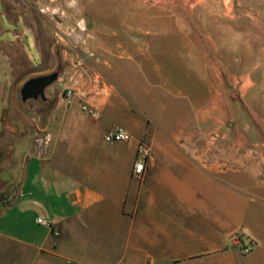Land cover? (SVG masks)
Listing matches in <instances>:
<instances>
[{"label": "crops", "instance_id": "crops-1", "mask_svg": "<svg viewBox=\"0 0 264 264\" xmlns=\"http://www.w3.org/2000/svg\"><path fill=\"white\" fill-rule=\"evenodd\" d=\"M235 1L246 13L245 22L259 26L264 50V0ZM28 5L34 26L18 17L25 24L19 36L22 60L11 69L20 76L11 94L0 96V209L13 210L15 217L0 233V264H264L262 182L243 183L253 179L264 159L253 160L251 150L235 138L221 143L219 129L204 128L215 120L218 96L209 92L205 110L204 94L184 93L180 116L187 122L169 135L191 162L162 159L176 154L177 147L160 143L147 128L145 108L134 98L136 88L150 101L154 87L167 93L178 92L181 85L218 88V70L200 42L191 39L175 54L171 32L122 33L118 48L104 49L101 64L128 70L116 72V83L110 72H102L107 83L99 82L96 74L76 70L73 49L64 38L51 36L47 25L53 27V18L38 16ZM41 6L36 2V9ZM133 20L140 26L155 24L151 17ZM25 34L32 41V59L22 50ZM151 36L169 43L157 54L145 51L141 46ZM52 71L58 77L44 90L45 100L22 103V84ZM65 87L73 92L68 104L62 96ZM81 104L96 108L98 117L83 113ZM115 126L123 127L131 140L105 143L103 135ZM197 138L199 145L193 142ZM143 139L151 156L143 174L134 177L135 145ZM204 185L218 191L206 194ZM36 218L48 221L50 228L37 225ZM237 222V232L229 230L225 239L216 234Z\"/></svg>", "mask_w": 264, "mask_h": 264}, {"label": "rangeland", "instance_id": "rangeland-1", "mask_svg": "<svg viewBox=\"0 0 264 264\" xmlns=\"http://www.w3.org/2000/svg\"><path fill=\"white\" fill-rule=\"evenodd\" d=\"M36 2L42 6L36 9ZM48 2H52L57 9L54 18L49 19L53 22V27L47 25L51 36H59L62 41V37H66L73 29L77 39V45L72 50L76 70L96 74L99 82L107 83L100 73L107 75L110 72L115 79L113 83H116L119 81L116 72L126 69L125 66L104 68L101 64L104 49L118 48L116 45L120 40H117V35L131 32H171V50H175V54L187 47L186 44L191 39H197L208 54L207 59L218 70L220 86L210 89L204 85L193 89L188 85H181L178 92L172 90L168 93L164 88L154 87V101L147 99L136 88L134 98L149 115V120H145L147 128L158 136L160 143L177 147L169 133L178 127V123L187 122L180 116L186 107L185 91L204 94L205 110L210 106L206 98L212 92L218 96L215 120L205 122L204 128L219 129L221 143L227 140L231 142L235 138L237 143L245 144L246 149L251 150L253 160H258L260 155L264 159V50L261 49L259 26L245 22L246 13L235 4V0H0V96L3 99L11 94L13 81L20 76L19 71H16L17 74L11 73L13 65L22 60L19 54L20 32L25 30V24L30 28L34 26L28 3L38 16L46 19L50 15L44 10ZM212 4L219 6L218 13L214 12ZM19 16H22L25 24L20 21ZM85 17L90 21L88 27ZM148 17L155 18V24L145 23L140 26L133 20ZM185 36L188 40H181ZM83 38L85 42L82 43ZM22 41L23 52L32 59L34 51L30 36L25 34ZM168 43V39L164 41L158 36H151L141 48L157 54ZM89 53L91 56H88ZM82 57L85 59L78 63V59ZM34 62L37 59L34 58ZM26 71L24 68L23 72ZM15 102L18 103V100ZM169 106H176L177 111ZM138 142L145 143L144 139ZM193 142L201 144L198 138ZM176 149V154L169 153L162 159L191 162L188 153L179 147ZM260 181L262 187L259 193L264 197L263 165L253 179L244 180L243 183L250 187L254 182ZM214 188L215 186L204 185L203 191L206 194L217 192ZM236 206H241V203L237 202ZM12 212L13 210L0 209V233L5 232L6 227L15 219ZM238 224L239 222L230 223L223 227L224 231H217L216 234L225 239L228 234L237 232ZM237 235H232L235 242L238 241ZM241 250L246 252L243 248Z\"/></svg>", "mask_w": 264, "mask_h": 264}, {"label": "built area", "instance_id": "built-area-1", "mask_svg": "<svg viewBox=\"0 0 264 264\" xmlns=\"http://www.w3.org/2000/svg\"><path fill=\"white\" fill-rule=\"evenodd\" d=\"M44 10L45 12H49L50 14L49 16L51 18H54L55 16L54 14L57 13L56 12L57 9L54 6L47 7L45 5ZM40 11L43 12L42 10ZM81 30L83 31L84 28L82 27ZM56 33L58 34V32ZM63 38L72 49H75V46L77 45V39H76V33L75 31H73V29L67 33L66 37H62V39ZM83 42H85V39L82 41V43ZM88 56H91V54L89 53ZM84 59L85 57L78 59V63L82 62ZM72 95H73L72 89L66 88V87L63 88L62 96L65 99L67 104L70 103V99ZM80 110L86 115L93 117V118H96L99 115V111L96 108L90 107L87 104H81ZM102 139L105 143H108V144L124 143V142H129L131 140V136L123 127L115 126L109 129L103 135ZM150 156H151V153H150V149L148 145L143 142H137L135 145L134 158H133L132 165H131V173L134 175V177H139L143 174L146 162L150 158ZM35 223L37 225L50 228V223L44 219L36 218ZM243 250L247 251V246L244 247ZM66 264H75V263L72 261H66Z\"/></svg>", "mask_w": 264, "mask_h": 264}, {"label": "water", "instance_id": "water-1", "mask_svg": "<svg viewBox=\"0 0 264 264\" xmlns=\"http://www.w3.org/2000/svg\"><path fill=\"white\" fill-rule=\"evenodd\" d=\"M85 24L88 27L90 21L88 17H85ZM58 77L57 71H52L47 74L37 75L27 79L19 88L18 96L22 103L32 101H44V90L56 82Z\"/></svg>", "mask_w": 264, "mask_h": 264}, {"label": "trees", "instance_id": "trees-1", "mask_svg": "<svg viewBox=\"0 0 264 264\" xmlns=\"http://www.w3.org/2000/svg\"><path fill=\"white\" fill-rule=\"evenodd\" d=\"M32 71H36V68H33Z\"/></svg>", "mask_w": 264, "mask_h": 264}]
</instances>
